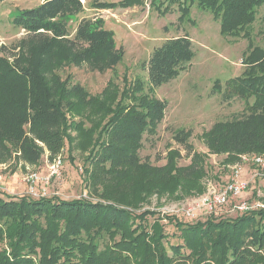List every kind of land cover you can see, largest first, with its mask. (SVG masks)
I'll return each mask as SVG.
<instances>
[{
	"label": "trees",
	"instance_id": "obj_1",
	"mask_svg": "<svg viewBox=\"0 0 264 264\" xmlns=\"http://www.w3.org/2000/svg\"><path fill=\"white\" fill-rule=\"evenodd\" d=\"M162 1L176 4L181 17L194 3L206 7L226 37L247 36L256 9L264 4V0ZM135 3L124 0L93 7L127 8ZM82 11L81 0H44L16 13L13 24L24 36L11 49L0 46V163L13 156L28 167L37 166L44 156L51 162L72 141L68 133L76 132L75 148L89 151L83 171L95 196L72 201L0 197V264H264L262 210L195 224L154 211L137 213L151 196L171 194L204 175V158L188 143L190 132L179 131L174 137L192 154L188 167L177 166L179 151L170 152L161 167L139 157L143 135H155L166 109L165 102L151 95L153 89L188 68L194 56L192 43L183 36L153 50L146 64L151 96L124 104L109 82L98 98L90 97L58 73L82 66L98 74L113 72L124 52L97 18L78 22L70 38L67 21ZM250 47L241 77L227 82L245 102L244 111L202 134L208 152L224 156L226 162H238L244 155L264 156V49ZM131 90L142 92L143 87L134 84ZM96 118L98 125L84 128V121ZM168 225L177 233L171 234L177 239L174 243L168 241Z\"/></svg>",
	"mask_w": 264,
	"mask_h": 264
},
{
	"label": "rangeland",
	"instance_id": "obj_2",
	"mask_svg": "<svg viewBox=\"0 0 264 264\" xmlns=\"http://www.w3.org/2000/svg\"><path fill=\"white\" fill-rule=\"evenodd\" d=\"M43 1L0 2V46L11 49L24 36L23 31L13 24L16 13L33 9ZM122 1L81 0L82 13L67 21V30L72 38L81 20H102L104 28L113 33L116 47L123 49L121 63L113 72L104 74L90 72L82 66L65 68L58 75L70 84H79L90 97L98 98L109 82H112V86L118 89L119 99L124 97V104L131 103L136 97L151 95L166 103L164 117L155 135L144 134L142 137L139 150L142 162L161 167L165 165L170 152L179 151L177 166L188 167L192 154L176 142L174 137L179 131L190 132L188 143L194 152L204 158L203 176L187 181L185 186H179L171 194L151 196L137 213L154 211L161 215L175 216L183 223L195 224L209 219L219 221L236 218L242 215L236 209L241 203L258 204L260 208L255 211H264V171L250 162H243L241 158L238 162H226L224 156L209 153L202 140V134L214 123L230 120L244 111L245 102L231 92L227 82L241 77L244 71L243 59L251 50L250 44L264 49V4L256 9L255 20L247 36L240 34L238 37H226L221 34L219 21L214 19L212 12L198 3L192 4L184 17H181L176 4L162 0H137L135 5L127 8L93 7V3L118 4ZM183 36L191 41L194 54L188 68L174 80L153 89L151 94L147 86L148 59L153 50L165 41ZM134 84H141L143 91L133 93L131 87ZM76 120L79 121L78 118ZM98 123L97 118L92 123L84 121V128L89 129ZM68 134L72 141L66 144L58 156L61 164L55 174L51 173L55 160L49 162L46 156L34 167L22 165L14 156L10 161L0 163V197L5 200L22 196L34 200L53 197L63 201L94 197L95 191L88 188V174L83 171L89 151L83 153L77 150V133ZM86 167L91 171L92 167ZM235 167L241 169V179L248 183V191L230 200L224 207L187 214V209L200 198L230 182ZM31 174L38 178L31 185L33 194L28 192L29 186L25 182ZM165 232L170 243L177 240L171 236L176 232L171 225L165 227Z\"/></svg>",
	"mask_w": 264,
	"mask_h": 264
},
{
	"label": "built area",
	"instance_id": "obj_3",
	"mask_svg": "<svg viewBox=\"0 0 264 264\" xmlns=\"http://www.w3.org/2000/svg\"><path fill=\"white\" fill-rule=\"evenodd\" d=\"M243 162H250L252 165L260 168L264 171V156L255 155H244L241 157ZM61 164L60 158H56L52 164L51 173L55 174ZM35 174H31L27 177L25 182L29 186V193L33 194V185L37 180ZM248 191V183L241 179V169L239 167L234 168L232 179L226 185L221 187L219 190H214L210 192L207 196L200 198L196 203H194L191 208L187 209V214L192 215L194 211L207 210L212 211L213 209L224 207L232 199L238 198L241 194ZM259 205H249L246 203L239 204L236 209L240 214L255 211ZM260 208V207H259Z\"/></svg>",
	"mask_w": 264,
	"mask_h": 264
}]
</instances>
